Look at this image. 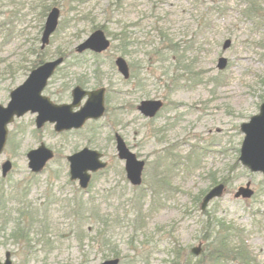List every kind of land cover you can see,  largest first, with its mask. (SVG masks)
<instances>
[{"label": "rangeland", "instance_id": "1", "mask_svg": "<svg viewBox=\"0 0 264 264\" xmlns=\"http://www.w3.org/2000/svg\"><path fill=\"white\" fill-rule=\"evenodd\" d=\"M252 2L260 8L250 9ZM53 7L59 25L43 46ZM261 16L264 0H0V104L40 61L62 57L44 95L64 104L75 86L105 88L106 106L80 129L37 128L31 112L9 125L0 155V259L10 251L13 264L117 257L119 264H264V173L240 161L241 126L264 102ZM97 29L109 48L78 52ZM143 100L163 106L146 117L138 109ZM117 133L145 162L139 185L118 156ZM41 143L54 157L34 173L27 154ZM85 147L108 162L87 190L70 179L67 159ZM7 160L12 168L3 175ZM219 183L223 193L202 209ZM247 183L254 194L236 197Z\"/></svg>", "mask_w": 264, "mask_h": 264}, {"label": "water", "instance_id": "2", "mask_svg": "<svg viewBox=\"0 0 264 264\" xmlns=\"http://www.w3.org/2000/svg\"><path fill=\"white\" fill-rule=\"evenodd\" d=\"M60 9L54 7L51 9L42 37L43 46L50 41V36L56 31L59 25ZM110 39L104 30L97 29L81 44L77 51L86 50L101 53L109 48ZM231 45V40H227L224 48ZM62 57L46 61L33 69L27 80L11 92V99L7 105L0 104V155L7 143L9 134V125L18 117L27 112L38 113L36 125L43 127L47 122L55 123V130L62 132L64 130L80 129L89 119H99L105 112L104 93L105 88L96 90H86L82 86H75L72 90L73 101L71 103L57 104L48 96L43 94L49 79L54 74L57 67L62 64ZM116 64L119 71L128 78L130 76L129 65L122 56L117 57ZM227 64V59L221 57L218 67L223 69ZM87 96V100L79 110H74L80 106L82 100ZM163 102L161 100H143L138 109L147 117H154L161 109ZM245 137L240 151V161L254 172L264 173V102L260 107V113L253 116L249 122H244L241 126ZM117 150L120 159L125 160L127 177L134 185L142 183V173L144 169V160L139 159L134 152L127 146L125 140L120 134L116 135ZM29 167L34 173L44 170L46 164L54 157V151L44 143L38 148L32 149L27 154ZM70 162V178L78 180L79 185L87 189L90 185L92 174L107 166L103 160V153L85 147L67 156ZM12 168V162L7 160L3 165V174L6 175ZM225 189L224 183H220L212 188L204 197L202 209H205L210 200L220 196ZM254 194L250 183L239 187L236 197L249 198ZM200 247H194L193 252L199 254ZM119 258L104 260L100 264H119ZM0 264H13L11 252L5 253V260Z\"/></svg>", "mask_w": 264, "mask_h": 264}, {"label": "trees", "instance_id": "3", "mask_svg": "<svg viewBox=\"0 0 264 264\" xmlns=\"http://www.w3.org/2000/svg\"><path fill=\"white\" fill-rule=\"evenodd\" d=\"M258 8H260V7H258V3H256V2H252L251 4H250V9H252V10H254V9H258ZM263 10V8H261V11ZM255 11H258V10H255ZM248 14H253V13H248ZM259 14V13H258ZM261 18H264V17H262L261 16ZM125 35H126V33H125ZM178 61H181L180 60V58L178 59ZM40 63H43V61H40L39 62V64ZM39 64H37V65H39ZM36 65V66H37ZM98 214V212L97 211H95L94 213H93V215H97ZM107 242H109V240L108 239H105ZM227 240L228 239H226L225 241H223V245H225L226 246V242H227ZM220 246H222V244L220 245ZM240 252H242L241 251V249L239 250ZM255 258V257H254ZM217 260H218V257L216 258ZM223 259V257L221 258V260ZM253 261H255L256 262V259H248V262H249V264H253ZM257 263V262H256Z\"/></svg>", "mask_w": 264, "mask_h": 264}, {"label": "flooded vegetation", "instance_id": "4", "mask_svg": "<svg viewBox=\"0 0 264 264\" xmlns=\"http://www.w3.org/2000/svg\"><path fill=\"white\" fill-rule=\"evenodd\" d=\"M117 134H118V133H117ZM117 134H116V135H117Z\"/></svg>", "mask_w": 264, "mask_h": 264}]
</instances>
